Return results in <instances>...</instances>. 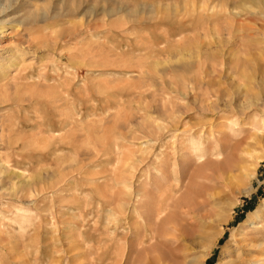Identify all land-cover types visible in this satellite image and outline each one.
Returning a JSON list of instances; mask_svg holds the SVG:
<instances>
[{
    "label": "rangeland",
    "instance_id": "rangeland-1",
    "mask_svg": "<svg viewBox=\"0 0 264 264\" xmlns=\"http://www.w3.org/2000/svg\"><path fill=\"white\" fill-rule=\"evenodd\" d=\"M263 91L264 0H0V264H264Z\"/></svg>",
    "mask_w": 264,
    "mask_h": 264
},
{
    "label": "bare ground",
    "instance_id": "bare-ground-1",
    "mask_svg": "<svg viewBox=\"0 0 264 264\" xmlns=\"http://www.w3.org/2000/svg\"><path fill=\"white\" fill-rule=\"evenodd\" d=\"M262 93H264V91ZM213 95L215 96V100H213V107L215 108L216 112H218L217 115L219 119L217 122L213 124V154H215L218 152L217 150L218 144L221 142L222 139H225L226 136L228 135L227 131H225V128H227L229 131H232L237 127H241L248 118L251 117L258 118L261 115L263 109H261V106L258 105L257 97L249 99L248 104L246 105L240 104L239 106L234 107L231 105L232 103H230L228 105H225L224 108H220L221 106L219 107L217 103V99H219V95L222 97L220 88H217L214 91ZM220 120H224L225 124L223 123V121L220 122ZM190 143L191 145L195 144L194 141H190ZM192 150L194 152L198 151V149H196L194 146L192 147ZM170 157L172 158L173 168L170 171V174H168V176L171 177L168 178L166 175L165 180H163L164 181L163 184H159L156 187L159 190L163 189L162 190L164 191L163 195L152 197V202H155L156 200L157 203H152V205H150V208L148 210L149 219L146 218L145 211H142L141 213L138 214V216L141 217L142 220H144L145 232L150 231L152 228L151 226H153V224H156L157 226L163 224L164 220H166V217L163 216V212L165 211V209L170 206L171 202L175 203L180 199H182L185 191H187L188 184L182 185L181 175L182 174L184 175L185 172L187 171V168H189L188 163H186V161L183 160L182 162H179L176 151L172 153ZM157 168L158 165L156 163L155 169L157 170ZM193 170H191L190 172L191 174L193 173L192 172ZM169 179L172 180L171 183L168 182ZM182 186L184 187L182 188ZM159 215H162L163 217L161 218ZM150 218L154 219V221L153 220L151 221ZM147 238H148L147 236L143 237V241H145V239Z\"/></svg>",
    "mask_w": 264,
    "mask_h": 264
},
{
    "label": "trees",
    "instance_id": "trees-1",
    "mask_svg": "<svg viewBox=\"0 0 264 264\" xmlns=\"http://www.w3.org/2000/svg\"><path fill=\"white\" fill-rule=\"evenodd\" d=\"M209 261H210V260L208 259V260H207V264H209Z\"/></svg>",
    "mask_w": 264,
    "mask_h": 264
}]
</instances>
